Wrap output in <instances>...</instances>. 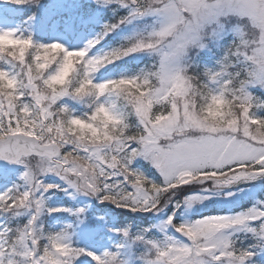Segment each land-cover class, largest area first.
Segmentation results:
<instances>
[{"label":"snow or ice","instance_id":"snow-or-ice-1","mask_svg":"<svg viewBox=\"0 0 264 264\" xmlns=\"http://www.w3.org/2000/svg\"><path fill=\"white\" fill-rule=\"evenodd\" d=\"M94 3L115 22L84 48L0 28V37L28 44L22 56L0 50V161L17 166L0 169V264H257L264 198L240 188L254 203L234 212L230 189L264 180V0ZM129 26L118 46L92 51ZM53 47L62 52L46 63ZM73 53L78 62L54 83ZM130 57L134 65H119ZM110 66H119L115 78L98 81ZM216 104L224 117L209 121ZM141 160L162 180L136 167ZM48 176L61 183H46ZM53 191L141 218L163 215V223L116 227L115 251L98 255L77 246L74 224L55 232L45 225L46 216L70 213L98 234L84 208L49 207ZM213 199L221 201L216 214L200 207Z\"/></svg>","mask_w":264,"mask_h":264},{"label":"trees","instance_id":"trees-1","mask_svg":"<svg viewBox=\"0 0 264 264\" xmlns=\"http://www.w3.org/2000/svg\"><path fill=\"white\" fill-rule=\"evenodd\" d=\"M62 1H65V3L68 5L69 2L72 1V3L77 6L79 11L76 14L73 10L72 12H68L64 5L59 4ZM82 10L83 15H81ZM33 16H35L36 19L31 21L30 17ZM0 17L12 20L23 29V34H34V39L38 43H44L48 41L51 39L53 33H63L70 40H72V35L74 33L81 32L83 30L87 32L92 30L96 31L100 36L103 31L104 24L115 22L113 11L107 8H101L97 6L94 1L90 0H41L39 5H13L0 2ZM132 29L133 28L129 26L128 30L131 31ZM115 33H112L114 36H107L101 41V44L97 45V47L101 48V52L108 51L111 48L118 46V44L122 41L123 35L120 36L117 34V32ZM135 63L136 59L130 57L126 61L119 62V65H134ZM139 66L143 67V62H139ZM118 67L119 66H110L108 70L98 73L96 77L97 80L103 81L109 76L115 78ZM114 68L116 70H113ZM135 166L146 174H149V178L156 180L157 182L162 180L160 174L156 172L155 169H150V166L144 161H138ZM254 184L255 187L261 189V193L264 194V180H258L254 182ZM195 190L198 191L199 187L196 186ZM253 203L254 200L246 199L242 201L240 205L234 207L233 211H244L250 208ZM91 207V210H87V213H85V217L88 219L89 224L103 228L96 239L99 243L108 245L107 251H115V245L120 242V237L116 234L112 238L113 240L107 239L109 234H114L112 229L121 225H132L134 230H138L139 228H147L150 226V224L158 225L159 222L164 219L163 215L150 219L149 217H151L152 214H148V216L141 218L139 216H134L131 213L125 212L122 209H116L109 204H101L99 206H95L93 204ZM208 211L211 214H216L218 207H210ZM178 218L180 220L183 219V217H179V214ZM193 218L199 217L196 215L193 216ZM51 222V217L46 216L44 218V223L50 231H60L65 226L64 222L60 221L57 224L59 225L58 229H55L56 224L52 223L50 225ZM242 244L244 247L250 246L249 241H243ZM259 261L264 264V259ZM90 264H94V262H91Z\"/></svg>","mask_w":264,"mask_h":264},{"label":"rangeland","instance_id":"rangeland-1","mask_svg":"<svg viewBox=\"0 0 264 264\" xmlns=\"http://www.w3.org/2000/svg\"><path fill=\"white\" fill-rule=\"evenodd\" d=\"M91 1H94V0H91ZM59 4L64 5L65 9L68 12H72V10H73L76 14L79 11L77 6H75V4L72 3V1L69 2V5L66 4L65 1H62ZM82 12L83 11H81V15H83ZM81 15H79V16H81ZM35 24H36V21H35ZM0 28H2V29L17 28L20 30V32L23 33V29L20 26H18L12 20L6 19V18L0 17ZM128 28L129 27L122 28L121 30H119L117 32V34H119L120 36L123 35L122 37H124L125 35L130 34L134 30V29H132L131 31H129ZM110 35H113V34H110ZM72 36H73L72 40H70L63 33H53V36H52L53 38L49 42L50 43L59 42V43H62L65 47L69 48L70 50H75V49L84 48L90 40L96 39L99 35L96 31L92 30L90 32H86V31L77 32V33H74ZM92 51L94 53H100L101 49L95 48ZM260 114L264 115V113H260ZM141 162H143V160H141ZM6 167L8 169L17 168V166L6 165L4 162L2 163L0 161V169H4ZM22 171H23V169L19 168L17 170V175H19V172H22ZM45 182L46 183H53V184L61 183L54 176L46 177ZM9 187H11V185H9ZM240 188L250 189L252 193L256 194L255 200H259L261 198H264V194L261 193V189H259L258 187H255L254 183L238 185V186H235L233 189H230L231 191H235L237 193V195L235 197L231 198V203L233 205H236V206L240 205L242 203V201H244L246 199L247 200L248 199L253 200L252 198H246V193L241 192ZM3 190H4L3 187L0 186V191H3ZM47 196H48V200H47L48 206L52 207V208L62 207V208L71 209L73 211H75L79 208H84L85 213H87V210H91V208H92L91 206L93 204L95 206L101 205L100 202L98 200H95L94 198L85 197L83 195H79V196H76L75 198H73L71 193L66 194L65 192H62V191H53V192L48 193ZM220 203H221V201L219 199H213V200L207 201L204 205H201L200 207H204V208H207L209 210L210 207H213V206L218 207V205ZM192 211L195 212L196 210H192ZM49 217H53L55 224H58L61 221V222H64L65 225H67V224H74L75 225L74 230L76 232V236L74 237V240H75L77 246L87 247L89 250L95 251L98 255H101L105 251H107L108 245L107 244L103 245V244L99 243L96 239V237L103 230L102 227H96L93 225L95 228L98 229V234L94 235V234H91L90 230L88 228L84 227V225L79 224L78 221L76 220L77 218L70 213H60V214H57L55 216H49ZM82 219H84L85 224H89V221L85 217V215H84V217H82ZM162 223H163V220L161 222H159V224H162ZM156 234H157V237H159V233L157 232ZM114 235H115V233L109 234V237L107 239L111 240L114 237ZM258 256H259V258L264 259V257H262L260 254Z\"/></svg>","mask_w":264,"mask_h":264},{"label":"clouds","instance_id":"clouds-1","mask_svg":"<svg viewBox=\"0 0 264 264\" xmlns=\"http://www.w3.org/2000/svg\"><path fill=\"white\" fill-rule=\"evenodd\" d=\"M12 47L15 48L18 53L22 56L24 53V50L28 47V44L12 41L8 38L0 37V50H3L5 48ZM62 52V49L59 47H53L50 49H47L43 56L41 57L46 63L52 59H55L56 56H58ZM78 62V55L77 54H69L65 58V67L62 75L54 81V83H63L64 78L68 75L69 72L72 71L74 63ZM2 79V78H0ZM224 117V112L222 110V106L220 104H216L213 107L209 109V111L206 114V119L209 121H217ZM85 132H91L92 135H96L95 130L92 129H82Z\"/></svg>","mask_w":264,"mask_h":264}]
</instances>
